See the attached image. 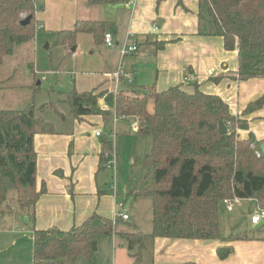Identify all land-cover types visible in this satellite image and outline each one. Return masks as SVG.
<instances>
[{
	"label": "trees",
	"instance_id": "trees-1",
	"mask_svg": "<svg viewBox=\"0 0 264 264\" xmlns=\"http://www.w3.org/2000/svg\"><path fill=\"white\" fill-rule=\"evenodd\" d=\"M126 1L86 3L112 9ZM162 1L156 0L157 6ZM197 2L199 9L207 10L208 32L221 36L227 50H238L236 79L264 77V0ZM177 4L183 5L184 0ZM41 10L39 0H0V66L15 54L17 47L35 38L39 26L42 28L37 17ZM198 15L200 22L206 19L201 11ZM28 16L30 22L21 24ZM113 24L108 18L79 19L73 27L59 30L55 43L66 49L76 48L79 34L87 33L102 44ZM164 44L165 41L157 48ZM30 66L33 68L32 63ZM9 79L0 80V88ZM185 82L193 90L182 84L159 90L153 84L144 91L131 87L117 92L73 89L65 93L64 101L76 119L90 115L101 116L105 121L113 115L117 120L134 117L139 123L137 132L153 137L152 150L146 158L153 182L135 193L136 197L153 199V230L146 234L133 226V230L120 234L131 253V264H142V250L159 236L220 239L219 203L225 199H256L264 208V155L257 157L250 146L251 139H241L238 133V128L248 127L247 119L233 114L220 95L203 91L194 80ZM263 104L264 96L251 102L244 114ZM46 106L31 103L23 109L0 108V205L14 190L21 209L26 208L32 220L35 205L46 190L37 189L35 136L55 132L54 123L44 116ZM220 122L227 126L226 133L220 132ZM112 148V140L105 138L100 154L102 164L110 159ZM118 222L119 218L113 220L94 213L67 230L58 226L35 228L33 264H78L81 257L91 261L98 236L116 234ZM218 252L225 258L232 249L221 247Z\"/></svg>",
	"mask_w": 264,
	"mask_h": 264
},
{
	"label": "crops",
	"instance_id": "crops-1",
	"mask_svg": "<svg viewBox=\"0 0 264 264\" xmlns=\"http://www.w3.org/2000/svg\"><path fill=\"white\" fill-rule=\"evenodd\" d=\"M79 1V10L75 12L76 9H73V13L67 19L71 21V24L64 27L65 24L63 23H67L64 15L59 14L56 17L59 18V21L56 28L52 29L54 32L56 31V35L61 29L73 27L79 19H105L91 18L88 16L90 10L99 8L101 11H109L111 15L108 19L114 22L111 32L114 26H117L118 23L121 25L123 22L128 24V30L131 29L136 33L134 39L138 42L139 50L130 55H142L143 53H140L141 48L154 51V61L151 67L156 69L152 79H157V82L153 83H158L157 89L162 90L182 84L187 90H193V87L185 82L188 73L190 79L199 83L203 91L220 95L228 102L233 114L241 116L242 119H247L248 127L238 128L239 138L251 139V142H255L261 150L260 146L264 142V104L253 112L244 114V111L251 102L264 96V77H254L247 80L236 79L239 67L238 50H227L221 36L210 34L207 29H201L199 15L196 14V16L192 9L186 5L189 0H184L183 5H178V0H164L159 6H157L156 0H137V4L133 8H128L124 3L113 7L111 10L102 6L91 7L87 5L86 0ZM42 6L43 10L37 13V17L42 25L40 30H45L46 26H55V24L50 21L48 15L46 17L42 15V13L50 11L51 5L45 6V3L42 2ZM122 6L132 10V16L129 17V20L125 16L119 15ZM196 7L198 8V2L194 8L196 9ZM157 21L160 28L157 32H153L152 27ZM151 33H159L156 40L150 38ZM120 40L122 41L118 37L116 43H120ZM156 41H165V44L159 49L156 46ZM143 43L147 45L144 46ZM35 44L34 38L32 45L35 46ZM105 45L104 42L101 46ZM63 48L67 54L66 48ZM73 48H70V52L75 54L77 46L74 50ZM32 65H34L33 62ZM34 70L39 75V69H36V66H34ZM68 72L71 76L76 74L73 71ZM114 72L102 73L104 81H101L100 86L93 89L113 92L124 91L120 88V83L123 82L127 85L128 82L125 79L117 82L113 77ZM123 72H131L134 77L131 84L142 91L153 85L148 84L147 87H143L144 84L138 82L141 76L139 74V77L137 76V67H133L132 71ZM219 76H221L219 80L215 81L214 79ZM38 81L41 84V80ZM112 83L116 85V89H113ZM111 117H114L115 124L119 122L114 115ZM110 118L105 121L101 116L90 115L82 120L77 119V124L72 129L55 127L53 133L40 132L36 134L37 189L45 188L46 190L35 205L33 220L28 211L27 215L20 210H12L6 214H13L12 221L15 226H20L22 223L25 228H31L33 243L35 228L44 229L58 226L67 230L74 225H80L94 213L113 219L116 205L119 202H124L126 205L125 201L119 200L116 191L114 193L108 189L100 176L102 171L108 169L100 161L105 133L102 132L101 135H97L96 132ZM240 200L242 199L233 201L235 204H239ZM247 200L255 202L256 207L259 206L256 199ZM235 204L233 203L232 210H228L233 211ZM6 215H0V217ZM128 215V219H119V221L128 223L131 218L129 213ZM19 217L23 219V222H19ZM262 223H264V219L258 224L252 222L253 225ZM219 224L220 239L156 237L149 248L142 250V253L143 251L147 252L146 255L144 253L142 255V264H146L147 256L150 257L148 264H264V235L260 236L256 233L223 235L220 216ZM126 231L128 230H123L121 233ZM116 235L117 233L111 236L114 239L112 264H118L119 261ZM245 235L249 236L244 237ZM99 247L100 243L97 238L96 252L99 251ZM125 247L128 250L127 245ZM221 247H229L232 252L225 258H221L218 252ZM128 252L129 257H131L130 251ZM128 261L127 264H131L132 257Z\"/></svg>",
	"mask_w": 264,
	"mask_h": 264
},
{
	"label": "rangeland",
	"instance_id": "rangeland-1",
	"mask_svg": "<svg viewBox=\"0 0 264 264\" xmlns=\"http://www.w3.org/2000/svg\"><path fill=\"white\" fill-rule=\"evenodd\" d=\"M42 2L45 3V6L51 5L50 11L42 13V15L45 17L48 15L55 26L48 25L45 30H38L35 36V46L32 45V40L17 47L15 54L7 57L0 66V80H6L10 77L7 82L1 84L0 108L23 109L31 103L37 107L47 104L44 112L47 120L53 122L56 128L72 129L77 124V119L71 114L69 106L64 101L65 93L73 89L92 90L94 87L100 86L101 81H104L102 73L118 71L119 68L122 71H132L133 67H137V76H141L138 82L143 83V87L157 82V79H152L156 73L155 67H151L154 61V51L141 48L140 53L142 52V55L122 56L121 49L128 31L127 23L122 22L121 25L118 23L112 28V32L111 27L106 32L113 34L115 43L118 37L122 39L116 46H101L104 44V39L101 45H97L92 35L81 33L78 37L76 53H71L70 48H67V54H65L64 48L55 43L56 31L54 32L52 29H55L58 24L59 18L56 17L63 14L66 21L73 13V9H76L75 12L79 10L78 2L80 1L39 0V3L42 4ZM196 3L197 0H189L186 5L192 9L195 15H198L199 11L206 15V19L202 20L200 24L202 30H208L210 22L207 10L203 7L199 9V6L195 9ZM110 9L108 7V10ZM103 11L99 8L90 10L88 16L91 18H110L111 13ZM120 14L129 20V17L132 16V10L123 7L119 11ZM66 22L63 23L65 24L64 27L71 24V21L67 20ZM45 23L47 25L46 18ZM39 24H41L40 20ZM157 24H159L158 21ZM47 27L50 29L48 30ZM158 34L151 33L150 38L156 40ZM162 42L156 41V46ZM143 45L146 46L147 44L143 43ZM32 62L33 68L30 66ZM34 66L39 69V75L37 71L35 72ZM68 71H73L76 74L71 76ZM12 74L13 77L11 78ZM38 80H41V84H38ZM140 84L137 83V85ZM112 85L113 89H116V85L114 83ZM127 85L129 89L135 87L129 83ZM127 85L121 82L120 88L125 91L128 88ZM113 118L111 117L109 121L103 123V126L99 127L101 130L97 131L104 132L103 137L110 138L113 142L112 151L116 149L117 153L116 171L108 168L102 171L100 176L108 189L114 193L116 191L119 200L126 202V209L131 215L128 223L119 221L116 227L118 264H127L131 257L128 254L129 249L127 250L125 247L127 245L126 240L120 235L121 232L133 230V225L138 226L140 228L138 229L146 234L151 233L153 228V199L151 197H136L135 194L153 182L152 168L146 164V158L152 150L153 137L137 132L134 128L136 121L134 117L125 118L124 120L127 121L120 119L116 124ZM16 198V192L10 191L8 200L0 205V215H6L12 210H20L27 215L26 208L21 209ZM233 203L235 204V201ZM256 209L255 202L242 199L239 204H235L233 211H229L227 204L221 201L219 203V216L223 235L254 232L260 236L264 235V223L253 225L251 222L252 212ZM12 218L13 214L0 217V264H33L34 243L31 228H25L22 223L20 226H15ZM20 221L23 222V219L19 217ZM98 242L100 243L99 251L95 252L92 260L89 261L81 257L78 264H112L114 239L108 235H100ZM143 253L147 252L143 251ZM149 260L150 257L147 256L145 263L148 264Z\"/></svg>",
	"mask_w": 264,
	"mask_h": 264
},
{
	"label": "built area",
	"instance_id": "built-area-1",
	"mask_svg": "<svg viewBox=\"0 0 264 264\" xmlns=\"http://www.w3.org/2000/svg\"><path fill=\"white\" fill-rule=\"evenodd\" d=\"M136 4H137V0H128L125 2V5L128 8H133V7H135ZM158 30H159V25L157 23H155L152 27V31L157 32ZM135 35H136V33L133 30L129 29L127 31L126 36H125V40H124V44H123V47L121 49V54L123 57L126 55L133 54L139 50L138 42L134 39ZM104 42L107 46H110V47H114L117 44V43H115L113 34L111 32L106 33L105 38H104ZM113 77H115L117 82H120L122 79H125L128 83H132L134 81V77L131 73L123 72V71H121V69H119L118 71H115L113 73ZM185 80L189 81L191 79L188 75H186ZM134 128H136V130L139 129V123L137 120L134 122ZM96 134L101 135L102 132L97 131ZM250 146L254 150L257 157H261L263 155V152L258 148V146L255 142H251ZM110 156L111 157L108 160V162L106 163V166L108 168H111L114 171H116V161H117L116 149L111 152ZM235 200H238V199H235ZM224 202L227 204L229 210L233 209V200L225 199ZM127 211L128 210L126 209L125 203L119 202L115 207L113 220H117L118 218L119 219H125V220L128 219L129 215H128ZM263 219H264V208L258 206L257 209L252 214L251 220L253 223L258 224Z\"/></svg>",
	"mask_w": 264,
	"mask_h": 264
},
{
	"label": "water",
	"instance_id": "water-1",
	"mask_svg": "<svg viewBox=\"0 0 264 264\" xmlns=\"http://www.w3.org/2000/svg\"><path fill=\"white\" fill-rule=\"evenodd\" d=\"M30 19H31V16L26 17L25 19H23V20L21 21V24H23V25L28 24V23L30 22ZM160 23H161V22H160ZM74 49H75V48H73V50H74ZM38 84H40V81H38ZM219 129H220V132H221V133H226V132L228 131V128H227V126L225 125L224 122H220V124H219ZM260 148H261V150H262V152H263V155H264V142L261 144Z\"/></svg>",
	"mask_w": 264,
	"mask_h": 264
}]
</instances>
